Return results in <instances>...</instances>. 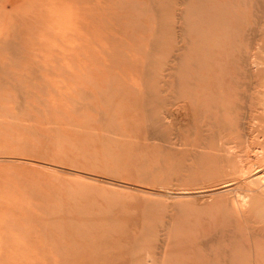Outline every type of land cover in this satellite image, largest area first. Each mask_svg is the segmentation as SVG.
Segmentation results:
<instances>
[{"label": "rangeland", "instance_id": "374dc122", "mask_svg": "<svg viewBox=\"0 0 264 264\" xmlns=\"http://www.w3.org/2000/svg\"><path fill=\"white\" fill-rule=\"evenodd\" d=\"M0 264H264V0H0Z\"/></svg>", "mask_w": 264, "mask_h": 264}, {"label": "bare ground", "instance_id": "6f19581e", "mask_svg": "<svg viewBox=\"0 0 264 264\" xmlns=\"http://www.w3.org/2000/svg\"><path fill=\"white\" fill-rule=\"evenodd\" d=\"M219 144H220V143H219ZM262 145H263V144H262ZM223 146H224V145H222V147H223ZM235 172H236V171H235ZM235 172H234V173H235ZM234 179H235V178H234Z\"/></svg>", "mask_w": 264, "mask_h": 264}]
</instances>
